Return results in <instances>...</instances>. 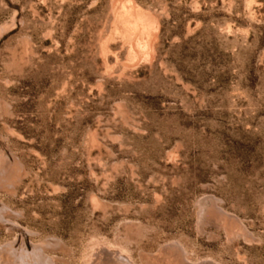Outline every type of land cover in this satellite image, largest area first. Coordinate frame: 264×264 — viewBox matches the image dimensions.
<instances>
[{
    "label": "rangeland",
    "instance_id": "rangeland-1",
    "mask_svg": "<svg viewBox=\"0 0 264 264\" xmlns=\"http://www.w3.org/2000/svg\"><path fill=\"white\" fill-rule=\"evenodd\" d=\"M0 264H264V0H0Z\"/></svg>",
    "mask_w": 264,
    "mask_h": 264
},
{
    "label": "bare ground",
    "instance_id": "bare-ground-1",
    "mask_svg": "<svg viewBox=\"0 0 264 264\" xmlns=\"http://www.w3.org/2000/svg\"><path fill=\"white\" fill-rule=\"evenodd\" d=\"M147 37H148V35H147ZM150 41H151V38H148V40H146L145 43H143L142 52L144 54H149L151 52L152 46L150 45Z\"/></svg>",
    "mask_w": 264,
    "mask_h": 264
}]
</instances>
